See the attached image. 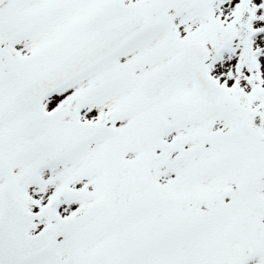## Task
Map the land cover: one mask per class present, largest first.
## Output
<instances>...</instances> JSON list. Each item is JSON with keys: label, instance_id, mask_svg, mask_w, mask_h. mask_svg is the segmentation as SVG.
<instances>
[{"label": "snow or ice", "instance_id": "snow-or-ice-1", "mask_svg": "<svg viewBox=\"0 0 264 264\" xmlns=\"http://www.w3.org/2000/svg\"><path fill=\"white\" fill-rule=\"evenodd\" d=\"M0 264H264V0H0Z\"/></svg>", "mask_w": 264, "mask_h": 264}]
</instances>
